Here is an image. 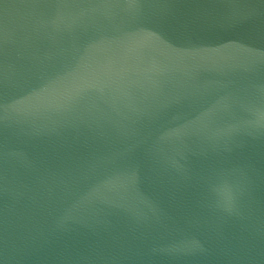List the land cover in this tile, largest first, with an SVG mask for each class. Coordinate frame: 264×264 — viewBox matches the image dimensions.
Returning <instances> with one entry per match:
<instances>
[{"label":"water","instance_id":"95a60500","mask_svg":"<svg viewBox=\"0 0 264 264\" xmlns=\"http://www.w3.org/2000/svg\"><path fill=\"white\" fill-rule=\"evenodd\" d=\"M0 264H264V0H0Z\"/></svg>","mask_w":264,"mask_h":264}]
</instances>
